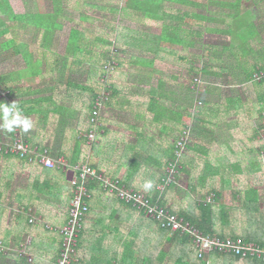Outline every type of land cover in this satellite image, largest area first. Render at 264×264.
<instances>
[{
	"label": "crops",
	"instance_id": "obj_1",
	"mask_svg": "<svg viewBox=\"0 0 264 264\" xmlns=\"http://www.w3.org/2000/svg\"><path fill=\"white\" fill-rule=\"evenodd\" d=\"M9 1V14H2L0 10V22L4 23L0 26V87L11 88V104L16 102L23 116L32 121V128L23 133L24 139L55 159L64 157L68 166L48 168L38 160L28 161L3 151V142L11 140L14 131L11 135L0 128V143H3L0 146V239L14 249L0 252V264L57 261L63 241L60 229L67 223L72 198L70 181L82 163L89 162L110 179L155 200L176 141L190 122H194V127L185 154L187 159L182 163L179 184H176L179 196L192 182L200 185V192L195 196L198 200L210 194L209 188L221 183L223 178L212 168L221 173L224 167L242 166L247 171L250 164L258 167L259 156L264 162V117L260 116L264 83L251 82L253 73L264 68V51L256 52L246 39L241 38L247 45L242 52L239 45L212 42L204 46L201 56L208 61L201 71L193 62H186L189 72L200 73L197 77L204 82L196 90L194 79L179 82L173 70L169 72L165 67L168 71H163L158 66L166 63L172 67L192 60L193 52L186 56L174 48L176 44H167L166 52H159L162 57L141 47L114 54L112 45L96 41L102 37L112 44L114 38L104 30L91 36L93 31L89 33L71 26L64 33L60 21L63 11L55 13L49 2L42 10H48L51 15H44L43 19L51 17L58 25L44 32L19 20L18 14L26 12L28 16L33 12L34 2H27L25 10L18 12L11 4L14 0ZM84 3L72 5L75 9L91 7ZM202 14L207 17L206 22L211 20L209 9L203 8ZM80 20L91 25L96 18L81 10ZM241 22L244 26L249 24L246 20ZM4 27L7 30L2 32ZM73 28L82 33L80 39L75 38L78 33ZM209 28L205 24L201 36L206 30L211 34H238L232 28L213 27L212 31ZM160 32L156 27L153 33ZM254 34L258 36L249 32L250 41ZM63 35L66 36L64 44ZM195 47L184 48L193 51ZM112 56L118 60L111 79V98L103 110L96 140L90 142L87 137L93 128L90 115L102 88L101 59L108 62ZM240 87L244 91L256 89L252 109L248 108L259 110L257 104L261 101L258 115L236 111L235 101L243 102L247 108L250 99L243 97ZM195 91L199 95L196 101L201 100L202 105L192 118ZM230 177L232 187L223 191L226 205L234 204V193L242 180L257 188L264 201V176L241 172ZM146 180L153 181V188L148 192L143 189ZM87 202L90 209L83 221L73 264H141L147 254L157 253L159 257L169 254L164 264H170V252L178 245L174 233L161 228L142 210L124 203L101 182L90 183ZM33 216L37 221H31ZM22 248L27 254L18 252ZM181 249L183 252L184 246ZM211 255V252L206 255L207 262ZM220 256V264H264L259 259Z\"/></svg>",
	"mask_w": 264,
	"mask_h": 264
},
{
	"label": "trees",
	"instance_id": "obj_2",
	"mask_svg": "<svg viewBox=\"0 0 264 264\" xmlns=\"http://www.w3.org/2000/svg\"><path fill=\"white\" fill-rule=\"evenodd\" d=\"M22 1L23 5H26L27 2H35L37 4L34 5L35 8L33 12L28 13V16H26V12L18 14L19 20L22 21L23 25L32 24L37 29L44 30V32L56 28L58 23L54 22L51 17L43 19L44 15L50 16L51 13H49L48 10L43 12L42 8L44 9V7L39 4L41 0ZM65 1L77 3L86 2L84 5H90L91 7L102 8L104 10L106 9L115 15L113 20L107 23V26H99V29L104 30L114 38L112 44L108 39L102 37L96 38L98 43L102 42L104 45L114 46L116 51L114 54L118 51L121 53L126 52L127 48L141 47L143 51L147 50L151 53H157L162 57L159 52L165 53V49H168V47L166 48L167 44L195 47L198 41L194 40L193 37L194 35H201L202 27L205 26L207 19V17L200 12V9L206 4L204 0H120L118 6L115 7H106L97 3H90L92 2L90 0H47V2L53 4L55 13H62L63 3ZM9 2V0H0V10H2L3 13L9 14ZM237 2H240V0ZM176 4L180 6H177ZM126 13H130L128 16L132 19H137V21L142 23L143 26L155 25L159 27L161 32L159 34H155L149 31L146 32V27L135 28L129 24L121 22L116 23V17H124ZM210 19H214V17H210ZM244 25V22H237L236 29L240 30ZM0 26H4V23L0 22ZM1 30L4 32L7 29L4 27V29L1 28ZM72 30H76L75 34L78 33L75 35V38L80 39V37H82V33L77 31L76 28H73ZM209 30L212 31L211 28H209ZM194 56L200 57V54L196 53ZM111 58L112 59L108 62L101 59L102 62L100 67L103 69V72L100 79L106 74L107 65L112 64L114 69L116 68V62L118 59L116 56H112ZM99 59L98 64L100 62ZM194 69H196L195 66ZM96 71L97 74L101 73L100 68L96 69ZM111 79L112 75L109 78L110 91ZM103 84L104 83L101 81L102 87ZM3 89L10 90L12 96L11 88L4 87ZM0 103H7L11 105V102L1 95ZM235 104L236 111H239L241 114L248 112L258 115L261 111V106L259 110H247L243 102L235 101ZM260 116L261 118L264 117L261 114ZM1 122L3 123L2 110H0V124ZM13 133H11V135ZM14 138L15 133L11 140ZM3 151H5L4 148ZM39 151L44 152L40 149ZM186 159L187 156L184 155L182 163ZM257 160L259 164L258 167L250 164L247 171H244L242 166H227L221 169V173L217 168H212L215 173L221 174L223 178L221 179V183L211 186L209 188L210 191H207V193H210L207 194V196L213 193L211 200H209L207 196L198 200L195 196L197 192H200V185H196L195 182H192V186H190L188 190H185L183 192L184 194L180 196L177 192L178 186L175 183L170 184L164 191L160 202L171 212L179 214L191 221L193 224L197 225L205 234L217 235L222 239L242 238L246 242H254L264 246V201L261 199L259 190L252 186L248 181L242 180L238 182V186L236 187L237 190L234 193V204L228 206L223 202L224 189L232 187L231 175L242 172L246 174L255 173L258 176H264V162L260 156ZM94 181L97 180H92L91 182ZM147 197L152 202H156L158 199V197L155 200L151 199L149 196ZM170 203L171 205L169 206ZM163 229L170 232L168 229ZM175 235L177 237L176 240L178 245L177 248L170 252V264H220L219 260H221V254H229L237 259H257L250 256L211 251L212 255L209 262H207L205 258H201L199 256L197 248L191 243L188 237L182 236L179 233H176ZM182 246H184L183 252L181 249ZM162 255L164 256L159 257V253L155 255L147 254L145 256L144 263L141 264H164V260L169 254L163 253Z\"/></svg>",
	"mask_w": 264,
	"mask_h": 264
},
{
	"label": "built area",
	"instance_id": "obj_3",
	"mask_svg": "<svg viewBox=\"0 0 264 264\" xmlns=\"http://www.w3.org/2000/svg\"><path fill=\"white\" fill-rule=\"evenodd\" d=\"M114 67L112 64L106 66V74L101 78L104 83L99 94L97 95L90 115V122L93 128L87 134L88 140L94 142L96 140V132L101 123V116L106 104L111 98L109 90V78L112 75ZM253 83H264V68L257 69L251 78ZM194 87L199 90L202 83L200 77L194 79ZM0 95L7 98L11 102V91L0 88ZM198 104H202L201 100H197ZM193 112V113H192ZM191 117L194 118L198 110H192ZM23 115V114H22ZM193 123H187L176 141L174 155L171 158L165 178L159 187V196L156 202H152L142 191H137L123 186L116 180H112L105 174L96 169L89 162L82 163L77 166V172L71 178V186L73 187V196L70 202L69 215L67 223L60 229L63 235L62 248L60 256L53 264H73L77 257L79 237L83 226V221L89 212V184L92 180H97L103 186L115 194L127 204H131L142 210L146 216L154 219L161 227L170 230L172 233H179L189 238L191 243L197 248L201 258H205L211 251H219L222 253H232L242 256L255 257L264 261V246L254 242H246L242 238L222 239L217 235L205 234L200 228L193 224L185 217L171 212L160 202L166 188L172 184H179V174L182 167V158L189 148L192 136ZM15 138L5 141L4 149L6 152L16 154L20 158L28 161L38 160L41 164L48 168L56 166L66 167L68 162L64 157L58 159L53 158L47 151L40 152L30 142L24 139L23 132L20 128L14 130ZM0 143V146L3 144ZM211 200V197L209 198ZM32 222L37 221L36 217L31 218ZM11 246H7L0 239V252L5 253L13 251ZM20 254H27L25 248L18 251ZM31 260V258H30Z\"/></svg>",
	"mask_w": 264,
	"mask_h": 264
},
{
	"label": "rangeland",
	"instance_id": "obj_4",
	"mask_svg": "<svg viewBox=\"0 0 264 264\" xmlns=\"http://www.w3.org/2000/svg\"><path fill=\"white\" fill-rule=\"evenodd\" d=\"M90 1H92L93 3L100 4V5H104L106 7H113V6L115 7V6H118V3H120V0H90ZM237 1L238 0H204L206 5L200 9V12L203 11V8L209 9L210 17H217V19L216 21H213V19H211L209 22H206L205 23L206 26L207 27L209 26L211 28L213 27L219 28L221 30H228L230 28L235 30L237 28V22L240 23L241 21L246 20L249 24L246 26H243V28H241L240 31L239 29H236L239 31V32L237 31L238 34L236 35L235 34H225V33L211 34L206 30L205 32H203L202 36L194 35L193 39L198 41V43H197V46L193 49V51L190 48L188 49L184 48V46H178V47L176 46L174 48H176L180 54H183L186 56L187 55L190 56L192 52L193 54L200 53V57L194 56L192 60H186L185 62H179V64L177 63V65L172 63L173 64L172 67L171 65H168L166 63L162 65L161 63H158L159 68L163 71H168L165 69V67H167L169 68V72L171 70L175 72V74L177 75V80L179 82L186 81V78L189 79L188 80L189 82L191 79L193 80L201 74L197 73L196 71H193V73L191 71L189 72V69L186 68V62H189V63L193 62V64L198 68V70L201 71L203 64H205V62L208 61L207 58H204L201 55L204 51V46H206L209 43L214 42L215 44L218 43V44H226V45L232 44L233 46L239 45L240 46L239 50L240 52H242L244 51V46L247 47L246 43L241 40V38H243V39H246L245 41L251 43V45L249 46L252 47L256 52L264 51V0H240V2H237ZM22 2H23L22 0H14V2H11V4H13L15 7V10L19 12V11L25 10L26 8L24 7L25 5H23ZM33 4H36V3L34 2ZM39 4L45 7L48 4V2L47 0H41ZM72 4L73 2H67V1L63 3V17L60 19V21L63 24L62 29L64 30V33H68L71 26H77L79 28L86 30L87 32L93 31L94 33H91V32L89 33H91V36H96L104 32L101 29H99V26H107V23L113 20V16L115 17L113 13H110V11L106 9L104 10L102 8H94V7H86L85 9H81V8L75 9L73 8ZM176 5L180 6L178 4ZM81 10H83L84 13L86 14L94 16L96 20L91 25L82 23L80 20ZM204 12L206 14L207 10ZM128 14L126 13L124 17L117 16L116 23L121 22V23L129 24L135 28L146 27V29L149 31H153V32L155 31L157 26L155 25L154 26H150V25L143 26V24L137 21V19H134V18L132 19L130 16H128ZM251 31H253L254 33H257L258 36L256 34L252 35L253 38L251 37L252 39L250 41L249 32ZM63 36L64 38L62 39L64 40L63 41V44H64L66 40V36L65 35ZM112 51L113 53L116 52L114 46H112ZM222 57L224 58V54L222 55ZM216 67L218 68V70L220 69L218 64ZM114 71L115 69L113 70L112 78H113ZM239 90L240 92L244 94L243 96L244 98H248V97L250 98L249 100H247L248 102L246 103V105H247V110H251L252 109L251 101H254L253 98H255L254 97L255 94H257L256 89L249 88V89H245L244 91V87H240ZM197 96H199L198 92L195 91L194 99H193L194 102H193L192 109L190 112H192V110H199L202 105V104L200 105L197 103L196 101ZM262 105L263 103H261L260 101L257 104V107H260ZM248 106H251V109H249ZM262 107L263 108L261 111V115L263 114L262 116H264V105ZM191 123H193V127H194V122H191ZM180 174H179V178H180Z\"/></svg>",
	"mask_w": 264,
	"mask_h": 264
},
{
	"label": "clouds",
	"instance_id": "obj_5",
	"mask_svg": "<svg viewBox=\"0 0 264 264\" xmlns=\"http://www.w3.org/2000/svg\"><path fill=\"white\" fill-rule=\"evenodd\" d=\"M0 110H2L3 123L0 124L5 132L12 133L16 128H20L23 133H27L32 128V121L30 118L24 117L18 109L16 102L11 105L7 103H0ZM153 188V181L146 180L143 184L145 192Z\"/></svg>",
	"mask_w": 264,
	"mask_h": 264
}]
</instances>
